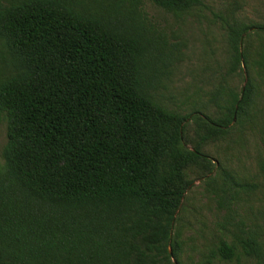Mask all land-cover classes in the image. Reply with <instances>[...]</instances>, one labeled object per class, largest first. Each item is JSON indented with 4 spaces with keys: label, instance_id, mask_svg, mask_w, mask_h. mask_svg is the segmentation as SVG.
<instances>
[{
    "label": "trees",
    "instance_id": "1",
    "mask_svg": "<svg viewBox=\"0 0 264 264\" xmlns=\"http://www.w3.org/2000/svg\"><path fill=\"white\" fill-rule=\"evenodd\" d=\"M146 3L202 0H0V264H183L191 166L231 226L197 264H264V209L238 214L264 200V20L220 16L179 101Z\"/></svg>",
    "mask_w": 264,
    "mask_h": 264
},
{
    "label": "rangeland",
    "instance_id": "2",
    "mask_svg": "<svg viewBox=\"0 0 264 264\" xmlns=\"http://www.w3.org/2000/svg\"><path fill=\"white\" fill-rule=\"evenodd\" d=\"M144 10L151 24L170 42H176L179 49L172 60L171 80L167 82L169 90L178 95L179 101L183 95L178 92L187 87L189 93L192 85L200 78L201 67L221 54L223 30L220 16L225 17L229 12H233L239 17L264 20V0H202L200 7L181 18H176L149 3H146ZM4 140L5 121L0 120V146ZM204 173L205 170L201 169V166H191L186 170V176L193 180L194 186L187 193L185 218L191 227L184 233L187 245L183 254V264H197L199 254L204 249L203 241L210 238L215 231L231 228L228 224L230 218L224 216L221 211L217 212L213 201L205 196L200 177ZM263 209V197L251 196L238 214L241 217L247 216L249 221L253 214L258 215ZM232 216L239 217L237 214ZM221 264H254V261L241 257L239 261Z\"/></svg>",
    "mask_w": 264,
    "mask_h": 264
},
{
    "label": "water",
    "instance_id": "3",
    "mask_svg": "<svg viewBox=\"0 0 264 264\" xmlns=\"http://www.w3.org/2000/svg\"><path fill=\"white\" fill-rule=\"evenodd\" d=\"M245 81H246V79H245ZM234 119H235V118H233V121H234ZM170 252H171V251H170Z\"/></svg>",
    "mask_w": 264,
    "mask_h": 264
}]
</instances>
